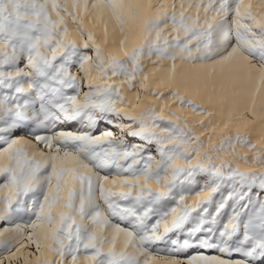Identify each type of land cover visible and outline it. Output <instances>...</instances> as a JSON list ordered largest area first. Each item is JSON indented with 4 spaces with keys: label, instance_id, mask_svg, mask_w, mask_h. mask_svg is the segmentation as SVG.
<instances>
[{
    "label": "snow or ice",
    "instance_id": "6c2138e0",
    "mask_svg": "<svg viewBox=\"0 0 264 264\" xmlns=\"http://www.w3.org/2000/svg\"><path fill=\"white\" fill-rule=\"evenodd\" d=\"M0 264H264V0H0Z\"/></svg>",
    "mask_w": 264,
    "mask_h": 264
}]
</instances>
